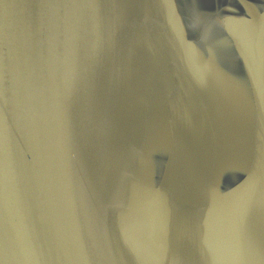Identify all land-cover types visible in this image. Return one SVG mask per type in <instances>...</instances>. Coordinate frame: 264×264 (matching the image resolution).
<instances>
[{"label":"water","instance_id":"1","mask_svg":"<svg viewBox=\"0 0 264 264\" xmlns=\"http://www.w3.org/2000/svg\"><path fill=\"white\" fill-rule=\"evenodd\" d=\"M0 264H264V0H0Z\"/></svg>","mask_w":264,"mask_h":264},{"label":"snow or ice","instance_id":"2","mask_svg":"<svg viewBox=\"0 0 264 264\" xmlns=\"http://www.w3.org/2000/svg\"><path fill=\"white\" fill-rule=\"evenodd\" d=\"M176 2H178V0H176Z\"/></svg>","mask_w":264,"mask_h":264}]
</instances>
